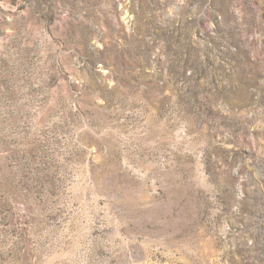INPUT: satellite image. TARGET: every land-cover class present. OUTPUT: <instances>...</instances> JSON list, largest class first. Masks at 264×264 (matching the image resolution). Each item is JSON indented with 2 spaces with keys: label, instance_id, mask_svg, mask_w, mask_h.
I'll return each mask as SVG.
<instances>
[{
  "label": "rangeland",
  "instance_id": "1",
  "mask_svg": "<svg viewBox=\"0 0 264 264\" xmlns=\"http://www.w3.org/2000/svg\"><path fill=\"white\" fill-rule=\"evenodd\" d=\"M0 264H264V0H0Z\"/></svg>",
  "mask_w": 264,
  "mask_h": 264
}]
</instances>
